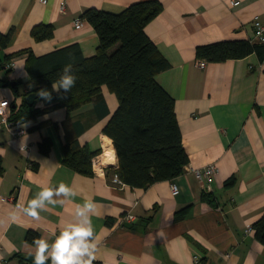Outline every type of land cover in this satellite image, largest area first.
Returning a JSON list of instances; mask_svg holds the SVG:
<instances>
[{"label": "crops", "instance_id": "obj_1", "mask_svg": "<svg viewBox=\"0 0 264 264\" xmlns=\"http://www.w3.org/2000/svg\"><path fill=\"white\" fill-rule=\"evenodd\" d=\"M145 1L162 5L145 33L169 64L156 81L174 100L189 163L174 180L145 190L109 186L118 165L103 128L117 108L116 97L102 87L91 103L70 114L35 101L39 113L21 123L23 137L12 138L0 125V258L7 264H34L37 246L25 241L27 232H36L51 246L58 231L81 222L76 207L88 200L95 205L87 213L93 227L89 244L95 246L92 264H264V246L253 230L247 232L264 213V60L251 54L205 62L201 69L195 56L197 47L218 42L259 44L254 22L264 26V0H239L236 7L231 0H0V34L12 30L6 48L0 47V101L10 102V113L29 90L27 55L17 53L28 49L41 57L77 44L90 58L99 41L80 15L90 9L119 14ZM42 24L53 26V35L36 42L31 30ZM45 138L50 141L47 152L40 148ZM72 142L99 152L94 158L104 160L103 174L82 175L63 164V144ZM21 143L30 147L27 154L19 151ZM107 143L113 155L109 162L104 158ZM210 164L216 165L217 175L212 192L206 193L192 170ZM60 183L76 195H54L63 204L45 201V208L37 209L39 219L25 213L43 188ZM128 214L133 220L120 223Z\"/></svg>", "mask_w": 264, "mask_h": 264}, {"label": "trees", "instance_id": "obj_2", "mask_svg": "<svg viewBox=\"0 0 264 264\" xmlns=\"http://www.w3.org/2000/svg\"><path fill=\"white\" fill-rule=\"evenodd\" d=\"M162 11L158 1L131 4L119 14L90 9L80 15L98 37L94 56L84 58L77 44H70L41 57L23 50L25 67L30 76L26 96L40 90L51 94V99L39 98L51 109L64 108L70 114L91 103L106 87L117 99V108L103 128L110 139L118 168L116 176L129 187L145 190L163 181H172L183 172L189 157L182 143L181 131L175 116L173 98L159 85L156 76L167 70L169 64L145 33V27ZM12 30L0 34V47L6 48ZM53 26L38 25L31 30L36 42L49 40ZM256 54L264 60V45L249 41H225L197 47L196 59L207 63L240 60ZM12 57V56H11ZM11 57H6L8 61ZM66 66L69 74L77 77L71 91L58 90L53 85L60 79ZM4 65L0 63V71ZM0 80V85H2ZM17 85V84H16ZM39 110L23 101L9 113L11 122L24 123ZM43 152L50 148L49 139L40 144ZM91 153L78 143L63 144V164L82 175H93ZM3 163L0 158V175ZM185 210L180 212L182 218ZM255 239L264 246V213L252 227ZM39 235L27 232L25 241L35 244ZM25 260V259H23ZM29 261V259H26ZM52 264V261H45Z\"/></svg>", "mask_w": 264, "mask_h": 264}, {"label": "clouds", "instance_id": "obj_3", "mask_svg": "<svg viewBox=\"0 0 264 264\" xmlns=\"http://www.w3.org/2000/svg\"><path fill=\"white\" fill-rule=\"evenodd\" d=\"M70 66H66L60 79L55 82L53 88H63L65 92L71 91L75 86L77 77L75 74H69ZM38 95L47 100L51 99V94L47 91L40 90ZM65 196L76 195L72 188L64 183H60L57 188H43L38 194L37 198H33L25 208V213L34 218L39 219L37 209L45 208V201L49 204L57 202L63 204V200H53V196L59 197L60 194ZM95 208L91 200L86 201L82 206L77 205L76 215L82 217L79 224H69L56 238L54 243L50 246L47 240H35L36 252L34 254V264H45V261L51 257L52 264H92L96 258L87 238L93 236V227L90 217L87 215L89 211ZM15 219V213H13ZM49 248L51 250L49 251ZM87 255L88 259L84 260L83 257Z\"/></svg>", "mask_w": 264, "mask_h": 264}, {"label": "built area", "instance_id": "obj_4", "mask_svg": "<svg viewBox=\"0 0 264 264\" xmlns=\"http://www.w3.org/2000/svg\"><path fill=\"white\" fill-rule=\"evenodd\" d=\"M42 3H46V0H42ZM239 0H231L230 4L233 7H236L239 5ZM64 5H61V10H63ZM82 27L81 21H77L75 23V29L79 30ZM254 31H255V36L254 40L258 42L261 45H264V26L261 25L258 21L254 22ZM199 68L203 69L205 67V62L204 61H199L198 62ZM12 64L6 65V68H11ZM11 104L8 100H3L0 101V125L4 127V129L8 132V134L14 138V139H20L23 137L26 133V130L21 126L19 123L11 122L9 119V108ZM30 150V147L27 146L26 144L21 143L19 146V151L23 154H27V152ZM91 168L93 173L100 172L103 174L102 171V166L100 164V159L99 158H92L91 159ZM192 172L194 173L195 177L197 180L200 182L201 186L203 187L204 191L206 193L212 192L211 186L212 183L214 182V179L217 175V167L215 164H210L202 169H193ZM109 186H123L124 184L119 180V178L114 175L111 177L109 180ZM171 189V194L173 196H176L179 194V189L177 185L174 183L171 184L170 186ZM133 220V217L131 215H126L125 217L122 218L120 223L123 222H131ZM58 231L56 234V238L60 235L62 232ZM247 232H252V229H248ZM88 242L89 239L87 238ZM86 259H88L87 255L85 254L84 256ZM0 264H7V261L4 259L0 258Z\"/></svg>", "mask_w": 264, "mask_h": 264}, {"label": "water", "instance_id": "obj_5", "mask_svg": "<svg viewBox=\"0 0 264 264\" xmlns=\"http://www.w3.org/2000/svg\"><path fill=\"white\" fill-rule=\"evenodd\" d=\"M8 84H4V86H7ZM11 86H15V83H11ZM40 98L38 93H30L27 96L24 97V103L27 106H33L35 101H37Z\"/></svg>", "mask_w": 264, "mask_h": 264}, {"label": "bare ground", "instance_id": "obj_6", "mask_svg": "<svg viewBox=\"0 0 264 264\" xmlns=\"http://www.w3.org/2000/svg\"><path fill=\"white\" fill-rule=\"evenodd\" d=\"M105 153H104V158L107 162L113 160V155H112V151L111 149H109L108 147V143L105 144ZM100 164H103L104 165V160L102 161V159H100Z\"/></svg>", "mask_w": 264, "mask_h": 264}]
</instances>
